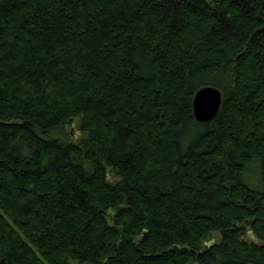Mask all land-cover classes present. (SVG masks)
<instances>
[{"label":"trees","instance_id":"obj_1","mask_svg":"<svg viewBox=\"0 0 264 264\" xmlns=\"http://www.w3.org/2000/svg\"><path fill=\"white\" fill-rule=\"evenodd\" d=\"M0 264H264V0H0Z\"/></svg>","mask_w":264,"mask_h":264},{"label":"water","instance_id":"obj_2","mask_svg":"<svg viewBox=\"0 0 264 264\" xmlns=\"http://www.w3.org/2000/svg\"><path fill=\"white\" fill-rule=\"evenodd\" d=\"M222 102V92L215 86L204 85L198 88L192 96V113L198 121L213 119L219 112ZM30 124L28 120L23 121Z\"/></svg>","mask_w":264,"mask_h":264},{"label":"rangeland","instance_id":"obj_3","mask_svg":"<svg viewBox=\"0 0 264 264\" xmlns=\"http://www.w3.org/2000/svg\"><path fill=\"white\" fill-rule=\"evenodd\" d=\"M67 129L72 132V136L78 139L83 135L82 131L79 128V121H73L69 126H67ZM252 166V165H251ZM249 166V170L246 173V177L249 180L250 184L255 186L258 183V178L254 174L256 170H254V167Z\"/></svg>","mask_w":264,"mask_h":264}]
</instances>
